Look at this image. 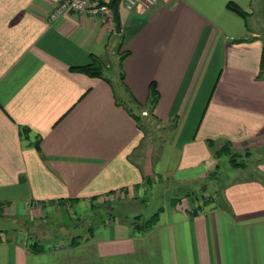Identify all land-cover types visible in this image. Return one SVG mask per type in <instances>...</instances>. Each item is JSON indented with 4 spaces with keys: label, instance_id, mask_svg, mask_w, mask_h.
<instances>
[{
    "label": "crops",
    "instance_id": "obj_1",
    "mask_svg": "<svg viewBox=\"0 0 264 264\" xmlns=\"http://www.w3.org/2000/svg\"><path fill=\"white\" fill-rule=\"evenodd\" d=\"M61 1L0 0V214L18 223L0 229V264H264V0L118 2L121 33L78 14L51 22ZM95 61L110 82L71 70ZM116 62L122 97L107 75ZM153 82L166 138L143 156L134 109L147 116ZM226 143L257 158L254 175L231 179L196 216L175 197L145 233L116 217L76 246L38 234L63 208L136 197L146 179L212 185ZM31 238L44 250H30Z\"/></svg>",
    "mask_w": 264,
    "mask_h": 264
},
{
    "label": "rangeland",
    "instance_id": "obj_2",
    "mask_svg": "<svg viewBox=\"0 0 264 264\" xmlns=\"http://www.w3.org/2000/svg\"><path fill=\"white\" fill-rule=\"evenodd\" d=\"M120 73L121 69L119 62H116L113 65L112 71L108 72L107 75L112 79L115 89L122 97L123 92L121 89ZM134 110L140 115L141 123L146 128V140L143 143V148H141V150H144L142 155L147 153L149 147H153L155 149V156H157L163 146L164 139L166 138L165 130L167 128H164L161 124L155 122L151 117H148V115L144 117L142 112L138 109ZM231 150L233 153H237L241 156L236 157L235 160V162L241 164V167L234 168L230 164L231 156H220L219 165H217L218 168L216 169L219 181H216V179L211 180L212 185H186L183 187H176L172 186L171 182H163L161 180L152 183V181H150L148 188L145 185L143 190L138 191V193L136 192V197L127 193L123 196L116 194L111 199H103L97 203H88V209L82 212H80L81 210L79 209L74 211L73 208L72 210L71 208L70 210H68V208H63L61 213L48 217L40 223L42 225L38 227V234L41 235L42 238H45L47 243L54 241L59 243L60 241L67 239L72 240L77 235L83 237L88 236L96 229V227L100 226L108 218L113 216L119 218L120 221L132 220L136 216H142L143 220H147L154 215L159 208L164 207L169 203L171 204V202L174 201L172 199L175 197L179 198V203L182 201H185L184 203H190L193 201L195 205L194 207L203 204L201 202H203L204 195L212 196L213 200L216 201V195L220 194L221 188L231 179L237 178L238 176L248 178L254 175L251 171L258 161L257 158L252 157L253 155L248 152L238 153L232 148ZM138 154H140V152L135 153V159ZM262 157L264 158V154ZM205 187H207V189ZM138 194H140V196H138ZM14 219H17V217L8 218L1 213L0 229H4L6 232H10L12 229H17L18 223Z\"/></svg>",
    "mask_w": 264,
    "mask_h": 264
},
{
    "label": "trees",
    "instance_id": "obj_3",
    "mask_svg": "<svg viewBox=\"0 0 264 264\" xmlns=\"http://www.w3.org/2000/svg\"><path fill=\"white\" fill-rule=\"evenodd\" d=\"M113 5L114 7L117 9L118 8V0H114L113 1ZM227 8L236 13L237 15L241 16V17H247V14L240 8L238 7L236 4H233V3H229L227 5ZM122 45L121 44L119 46V49L118 51L121 50L122 48ZM129 55L128 52H122V55L120 57V62L122 64V62L125 60V58ZM72 71H77V72H82L90 77H93V78H100V79H103V80H106L108 82L109 79H107V77L105 76V70H104V67L103 65L98 62V61H95L93 62L92 64H89L87 66H83V67H79V68H73L71 69ZM259 78H262L264 79V50H263V54H262V59H261V66H260V74L258 76ZM120 80L121 82H124L125 80V76H124V72L123 70L121 69V74H120ZM159 102V93L157 91V86L156 84L153 82L150 86V96H149V101L147 103V107L149 108V111L147 112L148 114V117H151L155 122L157 123H161V121L155 116V107L156 105L158 104ZM138 106L141 108V107H145V106H142L140 104H138ZM135 120L137 121L138 123V126L140 128V130L144 133L145 137H146V128L145 126L141 123V118L140 117H137L135 116ZM30 130L28 128H23V137L26 138L29 134ZM40 143H41V140L39 139L36 143H35V148L40 151ZM215 145L214 142L212 141H209L208 142V146L210 148H213ZM216 155L217 156H223V155H229L231 156L232 158L230 159V164L234 167V168H239L241 167L240 165L241 164H238L237 162H235L236 160V157H241L239 154H235L233 153V151L231 150V146L230 144L226 143L220 150H218L216 152ZM243 166V164H242ZM218 168V166H217ZM218 174H217V171L213 172L212 174H210L208 176V179L209 180H218ZM146 179V178H145ZM146 183H148V185H150V180L149 179H146L145 180ZM113 194V193H111ZM93 200H97L96 198L93 199ZM217 201V200H216ZM216 201L213 200L212 196H205L204 195V198H203V204H200V206L196 207L197 209H194L191 214L196 216L202 209H205V207L207 206H212V205H216ZM171 205L172 206H176L177 205V202L172 201L171 202ZM218 205L222 208H225V205H223L222 203H218ZM163 210V207L159 208L158 211L156 213H154V215H152L149 219L147 220H143L142 216H136L134 217L132 220H131V224L133 225L134 229L139 232V233H145L147 231H149L150 229H152L153 227H155L158 223V220H159V215H160V212ZM109 220H115L116 219V216H113L111 218H108ZM90 232V230H89ZM92 234V232H91ZM80 239H82L80 236H76L72 239L70 245L71 246H76L80 243ZM29 248L30 250L32 251H35V252H40L41 250H44V247L42 246V244L31 238L30 241H29ZM39 250V251H38Z\"/></svg>",
    "mask_w": 264,
    "mask_h": 264
},
{
    "label": "built area",
    "instance_id": "obj_4",
    "mask_svg": "<svg viewBox=\"0 0 264 264\" xmlns=\"http://www.w3.org/2000/svg\"><path fill=\"white\" fill-rule=\"evenodd\" d=\"M114 0H62L52 14L50 21L55 22L70 14L90 16L101 19L104 23L114 25L115 15L111 5ZM161 0H118L127 9H149L157 5Z\"/></svg>",
    "mask_w": 264,
    "mask_h": 264
},
{
    "label": "water",
    "instance_id": "obj_5",
    "mask_svg": "<svg viewBox=\"0 0 264 264\" xmlns=\"http://www.w3.org/2000/svg\"><path fill=\"white\" fill-rule=\"evenodd\" d=\"M111 7L113 8L114 11V15H115V30L117 33H121V25H120V19H119V14L117 9L114 7V5L112 4Z\"/></svg>",
    "mask_w": 264,
    "mask_h": 264
}]
</instances>
